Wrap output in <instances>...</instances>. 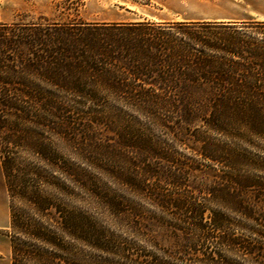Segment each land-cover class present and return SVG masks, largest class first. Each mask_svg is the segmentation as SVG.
Wrapping results in <instances>:
<instances>
[{"label":"trees","instance_id":"16d2710c","mask_svg":"<svg viewBox=\"0 0 264 264\" xmlns=\"http://www.w3.org/2000/svg\"><path fill=\"white\" fill-rule=\"evenodd\" d=\"M192 25L17 24V34H0V168L11 264H264V77H257L264 76V44L230 43L226 68V48ZM175 33L188 41L177 43ZM190 42L200 48L192 52ZM99 85L134 102L177 100L195 114L148 126L63 115L64 92L98 99ZM152 128L167 129L187 155ZM66 145L79 161L65 155ZM90 169L115 188L102 189ZM55 170L156 250L106 233L87 210L54 196L52 188L74 193ZM167 232L169 248L159 243Z\"/></svg>","mask_w":264,"mask_h":264},{"label":"rangeland","instance_id":"374dc122","mask_svg":"<svg viewBox=\"0 0 264 264\" xmlns=\"http://www.w3.org/2000/svg\"><path fill=\"white\" fill-rule=\"evenodd\" d=\"M257 1L262 6L264 5V0ZM253 4V0H0V34H17L18 28L14 27L17 24L26 26L34 24L52 26L55 24L78 28L85 23L95 22H188L193 24L192 28L197 35H201L200 37H204L211 44L220 43L226 48L224 67L230 68L229 59L231 56L227 53L231 49L230 43L254 41L260 45L264 44V22L257 21L258 14H255L263 7ZM174 37H176L177 43L188 41L187 37L179 33H175ZM190 43V46L194 48L191 50L192 52H196V49L200 48L198 43ZM261 50L263 51L262 48ZM215 51L212 49L209 52L215 54L217 53ZM261 70V66H254L255 73H260ZM257 77L262 79L264 76L260 74ZM41 83L44 86V83ZM46 87L49 86L46 85ZM95 89L99 92L98 99L78 96L69 91L64 92L62 99L63 115L78 120L93 117L114 118L119 120L121 124L126 121L137 120L142 126H148L147 120L158 118L175 120L183 118L189 113L195 114V112L184 110L183 104L177 100L154 103L134 102L123 99L124 93H115L103 85L95 86ZM154 90L160 91L156 88ZM206 112L211 113L212 111L207 110ZM260 113L264 114V109ZM151 132L175 153L180 156L187 155L188 149L175 141L173 134L167 129L152 128ZM66 149H68L67 145L62 150L65 151V155L69 159H74L73 154ZM74 160L79 161L77 158ZM81 164L83 163L81 162ZM97 170L90 169L94 175L98 176V185L102 189L113 190L115 183L105 173ZM52 172L58 182H65L64 177L58 171ZM65 183L73 189V195L65 197L61 192H57V189L52 188L51 191L54 196L61 197L65 201L72 200L73 205L87 210L94 216L97 225L106 233L120 234L123 238L134 240L142 248L150 251L156 250L148 243L143 242L140 236H133L127 229V225L120 223L112 216L108 208L103 206L100 201L92 199L93 201L90 202L88 200L89 205L86 201L89 197L87 194L73 186L71 182L66 180ZM14 204L18 205L20 202L15 199ZM145 207L152 210L147 204ZM211 207L215 208V205L212 203ZM256 209L259 211V207ZM260 213L262 215L264 212L260 211ZM169 217L170 214L167 218ZM8 232V197L0 168V264H11ZM172 235L167 232L166 237H160L159 243L163 247L169 248L173 244Z\"/></svg>","mask_w":264,"mask_h":264},{"label":"crops","instance_id":"0c3cea01","mask_svg":"<svg viewBox=\"0 0 264 264\" xmlns=\"http://www.w3.org/2000/svg\"><path fill=\"white\" fill-rule=\"evenodd\" d=\"M253 1H254V4H253L254 6H262V4L259 1H257V0H253ZM262 7H263L262 10L260 9V10L256 11V13H255V14H258V17H256V20L260 21V22H264V5Z\"/></svg>","mask_w":264,"mask_h":264}]
</instances>
